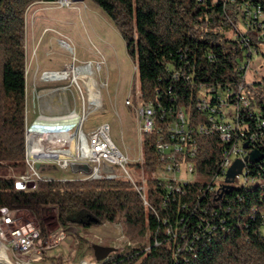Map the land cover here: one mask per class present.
<instances>
[{"label":"trees","instance_id":"trees-1","mask_svg":"<svg viewBox=\"0 0 264 264\" xmlns=\"http://www.w3.org/2000/svg\"><path fill=\"white\" fill-rule=\"evenodd\" d=\"M46 1L58 0H0V214L32 212L39 239L46 207L62 229L121 223L137 248L97 264H264V78L246 85L243 68L257 52L264 58L260 21L244 12H264V0H89L118 28L140 99L154 105L155 127L143 134L135 166L153 174L172 160L191 162L210 182L42 179L18 190L26 173V14ZM222 102L237 112L230 143L215 128L225 119ZM179 114L185 123L176 130ZM159 140L169 152L157 150ZM238 141L261 160L227 184L225 153Z\"/></svg>","mask_w":264,"mask_h":264},{"label":"rangeland","instance_id":"rangeland-1","mask_svg":"<svg viewBox=\"0 0 264 264\" xmlns=\"http://www.w3.org/2000/svg\"><path fill=\"white\" fill-rule=\"evenodd\" d=\"M60 5L56 1H46L33 4L27 10L28 123L34 122L41 114L66 117L76 108L82 115L83 97L91 93L86 83H90L93 92H97L96 84L91 83L96 80L99 91L102 92L103 109L90 114L84 130L90 132L101 126H109L112 143L129 160L127 170L131 177H127L115 166L118 176L131 182H141L144 188L150 178L173 179L174 172L169 175L163 169L151 174L135 166L142 162L143 156L144 133L135 111L141 107L142 101L136 66L127 53L118 28L101 8L89 0H72L71 5L65 8ZM248 63L244 79L246 85L264 78V58L260 52L254 54ZM68 68L87 70L86 76L78 84L74 83L70 79L71 75L63 73ZM47 72H57L64 76L61 75L57 81L44 80ZM57 73L53 75H58ZM127 101L132 103V107L126 105ZM50 106L54 114L51 113ZM62 111L65 115L59 116ZM233 111L231 108L226 114L231 116L230 112ZM47 166L54 167L51 163ZM180 168L182 172L178 175L185 181L212 180L188 174L184 162ZM6 172L15 177L20 175L9 168ZM42 173L47 179L61 181L82 177L59 168ZM240 182L238 180L236 183ZM8 215L13 218L12 225L4 223V218ZM42 222L46 236L39 239V222L32 212L17 211L0 215L2 248L10 246L12 232L18 228L36 233L33 252H6L14 264H53L57 258H61L64 264H97L137 248L124 233L121 223H107L87 230L81 227L62 229L56 221V209L53 207L44 209ZM148 248L149 246L146 249ZM2 250L4 252V248ZM6 259L2 255V264H7ZM9 259L7 260L11 263Z\"/></svg>","mask_w":264,"mask_h":264},{"label":"built area","instance_id":"built-area-1","mask_svg":"<svg viewBox=\"0 0 264 264\" xmlns=\"http://www.w3.org/2000/svg\"><path fill=\"white\" fill-rule=\"evenodd\" d=\"M57 2L61 4L60 7L65 8L71 5L72 0L68 4H65V2ZM244 12L247 21H249V19L251 21V17H254L256 20L259 19V29L261 30L260 35L264 38V12L260 8L253 11H249V9L246 8ZM251 23L253 25L256 24V22ZM248 64L249 63L247 62L243 67L246 70V73L248 71ZM76 70L79 72L83 69L76 68ZM27 79L28 67L26 68V104L28 100ZM80 79L82 80V76L73 82L78 84ZM86 84L90 86V83ZM90 91L94 94V97L92 102H89L90 99L88 98L89 106H87V101L83 97L82 115H78L75 110L68 116L61 118L41 114L34 122L29 124L26 113V173L16 182V188L18 190H35L40 180L47 179L42 172L57 168L63 171L70 170L73 175L82 176L81 179L85 180H99L102 178L110 180L120 178L118 176V170L115 169V166H117L123 173H125V175H127V177H131L127 170L129 160L112 143L109 126H101L90 132H85L84 130V126L89 119L90 114L94 111L103 109L101 98L96 97V92H93L92 89H90ZM243 103L246 104L247 101L243 100ZM126 105L132 107L130 101H127ZM140 105L141 107L135 109V111L139 118L141 129L143 133H151L155 127L154 105L153 103H140ZM229 109L228 104L222 102V110L224 111L225 119L223 123L215 125L217 131L224 133V143H230L234 131L239 129V124L236 121V109L233 108L234 111L230 112L231 116L226 114ZM213 112H215V110H213ZM184 123V115L179 114L175 129L179 130ZM168 148L169 147L161 140L157 142V150L160 153L169 152ZM248 156L247 150L242 146V141H238L234 144L232 148L225 153V159L222 165L223 178L226 180L228 170L236 160L240 159L245 161ZM182 162L183 161L172 160L168 164L165 163L159 168V170L164 169L169 172V175L171 172H174V178L167 179L166 181L173 180L175 182H187L178 175L182 172L180 168ZM50 163L51 165H54V167L47 166V164ZM248 163V161L245 162L246 165L243 174L236 179H240L247 175ZM184 164L186 165V172L188 174L196 175L193 163L184 162ZM73 165L86 166L88 168V173H73ZM105 166L111 168V171H106ZM132 183L135 184V182ZM178 190H180V188H178ZM1 215H3V213ZM4 223L6 225H12L14 223L13 218L9 215L6 216L4 218ZM35 235V232H28L23 228L14 230L12 232L13 239L10 241V246L6 247L7 251L10 250L11 252H14L16 250L18 252H33L36 247L34 244ZM81 264L87 263L82 262Z\"/></svg>","mask_w":264,"mask_h":264},{"label":"water","instance_id":"water-1","mask_svg":"<svg viewBox=\"0 0 264 264\" xmlns=\"http://www.w3.org/2000/svg\"><path fill=\"white\" fill-rule=\"evenodd\" d=\"M76 1H84V0H76ZM244 148H247V144H245ZM261 160V156L259 154V152L257 151H253L250 153V155L245 159V161L243 160H236L233 165L231 166V168L228 170L227 173V178H226V182L227 183H233L235 181V179L243 174V170L245 168V162H251L253 164L258 163ZM105 170L106 171H111V168H109L108 166H105ZM72 171L73 173H79V172H86L88 173V168L86 166H80V165H73L72 166Z\"/></svg>","mask_w":264,"mask_h":264},{"label":"bare ground","instance_id":"bare-ground-1","mask_svg":"<svg viewBox=\"0 0 264 264\" xmlns=\"http://www.w3.org/2000/svg\"><path fill=\"white\" fill-rule=\"evenodd\" d=\"M71 2V0H67L66 2H65V4H68V3H70ZM34 60V59H33ZM68 67H70V66H68ZM87 72V70L86 71H84V70H82V71H77L75 68H68L66 71L64 70V72L63 73H65V74H68V75H71L72 77L70 78L72 81H76L78 78H80V76H82V78H83V76H86V73ZM53 73H57V72H47V73H45L44 74V80H49V79H51V80H53V81H57V80H60V78H61V75L62 76H64L63 74H61V75H59L58 73V75H53ZM52 75H53V78H51L52 77ZM207 106H206V104H203L202 105V108H206ZM212 108V107H211ZM204 110V109H203ZM223 133V132H222ZM4 248V252H3V249ZM3 248H2V245L0 244V264H2V255L4 256V258H7V259H9L8 257H7V254H6V252H7V249H6V247L5 246H3ZM3 252V253H2ZM6 259V262H7V264H12L13 262L11 261V263L8 261ZM14 264V263H13Z\"/></svg>","mask_w":264,"mask_h":264},{"label":"crops","instance_id":"crops-1","mask_svg":"<svg viewBox=\"0 0 264 264\" xmlns=\"http://www.w3.org/2000/svg\"><path fill=\"white\" fill-rule=\"evenodd\" d=\"M27 54H28V53H27ZM91 83H92L93 85L96 84V86H97L96 89H97L98 91L96 92V95H95V96H96V97H100V98L102 99V92L99 91L97 81L94 80V81H92ZM89 88H90V89L92 88V85H91V84H90ZM93 97H94V94H93V93H90V94H89V97H88L87 95L85 96V100L87 101V102H86L87 106H89V105H88V98L90 99L89 102H92ZM27 104H28V100H27ZM27 111H28V106H27ZM50 111H51V113L54 114V110H53V108H52L51 106H50ZM73 111H74V110H73ZM71 112H72V111H70V113H71ZM75 112H76L78 115H80V114L78 113V112H79V111H78V108L75 109ZM58 113H59V112H58ZM64 115H65V112H63V111H62L61 114H59V116H64ZM16 212H17V211H16ZM13 213H14V212H11V214H13ZM0 215H1V214H0ZM31 259H33V258L31 257Z\"/></svg>","mask_w":264,"mask_h":264},{"label":"flooded vegetation","instance_id":"flooded-vegetation-1","mask_svg":"<svg viewBox=\"0 0 264 264\" xmlns=\"http://www.w3.org/2000/svg\"><path fill=\"white\" fill-rule=\"evenodd\" d=\"M58 1L61 3V2H66L67 0H58Z\"/></svg>","mask_w":264,"mask_h":264}]
</instances>
